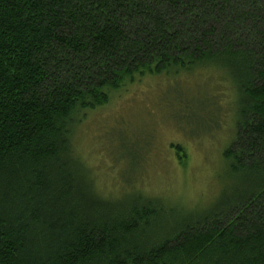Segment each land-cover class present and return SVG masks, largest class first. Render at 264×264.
<instances>
[{"label": "trees", "instance_id": "trees-1", "mask_svg": "<svg viewBox=\"0 0 264 264\" xmlns=\"http://www.w3.org/2000/svg\"><path fill=\"white\" fill-rule=\"evenodd\" d=\"M199 70L234 94V195L179 220L105 197L75 129ZM0 264H264V0H0Z\"/></svg>", "mask_w": 264, "mask_h": 264}, {"label": "rangeland", "instance_id": "rangeland-1", "mask_svg": "<svg viewBox=\"0 0 264 264\" xmlns=\"http://www.w3.org/2000/svg\"><path fill=\"white\" fill-rule=\"evenodd\" d=\"M222 81L207 70L149 76L91 112L75 129L74 146L104 196L122 201L143 193L173 206L179 220L201 217L234 195L238 184L223 153L238 120Z\"/></svg>", "mask_w": 264, "mask_h": 264}]
</instances>
